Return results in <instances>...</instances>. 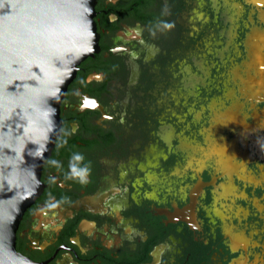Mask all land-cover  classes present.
<instances>
[{"label": "flooded vegetation", "instance_id": "flooded-vegetation-1", "mask_svg": "<svg viewBox=\"0 0 264 264\" xmlns=\"http://www.w3.org/2000/svg\"><path fill=\"white\" fill-rule=\"evenodd\" d=\"M241 2L252 7L255 28L237 31L243 68L236 91L253 100L260 122L229 103L207 110L208 145L186 126L190 117L183 123L158 100L173 87L176 58L217 33L216 0H96L97 51L77 66L60 101L38 195L15 231L18 254L32 264H250L251 230L264 229L254 205L264 189L259 166L241 151L249 129L264 134V84H255L264 73V21L257 6ZM196 11L203 17L194 31L187 18ZM213 93L203 89L194 107ZM194 135L195 150L186 143ZM188 161L195 168L175 174ZM89 162L82 181L78 168ZM217 197L230 215L215 214Z\"/></svg>", "mask_w": 264, "mask_h": 264}, {"label": "water", "instance_id": "water-1", "mask_svg": "<svg viewBox=\"0 0 264 264\" xmlns=\"http://www.w3.org/2000/svg\"><path fill=\"white\" fill-rule=\"evenodd\" d=\"M96 0H0V264H32L15 231L39 192L77 66L97 51Z\"/></svg>", "mask_w": 264, "mask_h": 264}, {"label": "rangeland", "instance_id": "rangeland-1", "mask_svg": "<svg viewBox=\"0 0 264 264\" xmlns=\"http://www.w3.org/2000/svg\"><path fill=\"white\" fill-rule=\"evenodd\" d=\"M196 1L204 2V0ZM246 1H248V5L250 3L253 4V7L254 5L257 6L260 10L258 17L260 20L264 21V0ZM215 5V20L219 14L222 22L217 25V33L214 32L206 37L203 46L196 45L194 49H191L181 57L176 58V63L178 64L176 67L173 64V68L171 69V73L175 77L172 83L173 87L170 88L167 96L163 95V97L158 100V106H161L163 109L168 107L183 123L187 121L186 117H190V122H188L186 126L190 131L192 128L197 129L198 133H200L198 136H200L208 145L212 144V140L209 139L208 135L209 128L212 124H210L209 128H206V122L203 121V119L207 118L206 116L204 117L207 110L211 115L213 112L222 109L229 103L234 106L237 105L241 112L246 111L248 114L251 113V115L249 114L248 116L250 117L253 115L254 121L258 123L260 122L259 110L253 105V100L242 101L236 91V86L239 87L240 83L238 78L239 70L243 68V65L241 66L238 64L243 53L239 49V46H237V31L242 27L254 30V13L252 7L249 5L250 8H245L241 0H216ZM197 15H199L200 18H196ZM201 15L202 14H199L198 11H196L195 14L192 13L188 16L189 18H187L189 22L188 25L191 29H194V31L197 30L196 21L202 20L203 16ZM194 31L190 30L189 33L193 34ZM243 61L244 60L241 62ZM262 83L264 84L263 71L257 76L255 84L258 85ZM203 89L209 93L214 92V95L207 101V105L203 103L201 109L197 110L194 106L197 105L199 94ZM257 94L258 89L253 95L256 96ZM258 95L262 96L261 99L264 100V93H259ZM184 107L187 108V113L183 115L182 113L185 111ZM191 123H193V125ZM249 130L247 139L243 140L245 143L244 147L246 149L248 148V150L241 151V153L243 154L242 156L245 162L256 163L259 166L261 173L258 180H256V183L260 184L264 189V171L261 163L264 159L262 154L264 134H261L260 129ZM189 138H192L191 142L183 140H181V142H186L193 150L198 149V146L200 145L199 137L195 136ZM168 141L169 140L167 139V142ZM246 143L248 144L246 145ZM194 168L195 165L188 161L182 166V171L177 170L174 172L175 174L181 172L189 173V171ZM242 170L244 171V168H242ZM241 176L245 177L246 175L242 172ZM262 200L261 202L258 201L254 203L261 218L264 217V194ZM214 211L215 214L220 217L222 215L225 216L226 214L230 215V209H226V202H224L221 197L216 198ZM234 213L240 220L245 216V214H241L239 211H235ZM263 231L264 229L258 230L256 228L251 230L254 239L251 238V246L253 249L248 251V253L253 256L250 260V264H264V243H259V240L262 238L260 234ZM255 248H259L260 250Z\"/></svg>", "mask_w": 264, "mask_h": 264}, {"label": "clouds", "instance_id": "clouds-1", "mask_svg": "<svg viewBox=\"0 0 264 264\" xmlns=\"http://www.w3.org/2000/svg\"><path fill=\"white\" fill-rule=\"evenodd\" d=\"M75 159L76 160H82L83 159L82 154H77L75 156ZM90 171H91L90 162L84 164L82 167H79L78 168V171H77L78 178L80 180H82V181H86L87 178H88V174L90 173Z\"/></svg>", "mask_w": 264, "mask_h": 264}, {"label": "bare ground", "instance_id": "bare-ground-1", "mask_svg": "<svg viewBox=\"0 0 264 264\" xmlns=\"http://www.w3.org/2000/svg\"><path fill=\"white\" fill-rule=\"evenodd\" d=\"M261 37V36H260ZM254 45V44H253ZM255 47V46H254ZM257 51H259V50H257ZM254 66V65H253ZM256 66V65H255ZM254 76V75H253ZM261 87V86H260ZM254 91V90H253ZM256 97V96H255ZM230 152H231V150H230ZM233 152V151H232Z\"/></svg>", "mask_w": 264, "mask_h": 264}]
</instances>
